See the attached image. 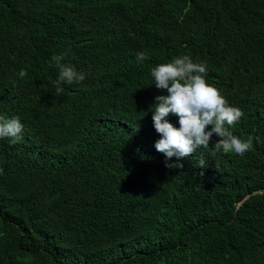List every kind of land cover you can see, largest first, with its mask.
Instances as JSON below:
<instances>
[{"label":"trees","instance_id":"obj_1","mask_svg":"<svg viewBox=\"0 0 264 264\" xmlns=\"http://www.w3.org/2000/svg\"><path fill=\"white\" fill-rule=\"evenodd\" d=\"M54 55L85 75L59 94ZM184 55L244 155L165 167L151 70ZM0 116V264H264V0H0Z\"/></svg>","mask_w":264,"mask_h":264},{"label":"clouds","instance_id":"obj_2","mask_svg":"<svg viewBox=\"0 0 264 264\" xmlns=\"http://www.w3.org/2000/svg\"><path fill=\"white\" fill-rule=\"evenodd\" d=\"M64 58V55H54L49 62L50 66L58 69L57 94L63 91L62 84L85 79L84 73L62 63ZM136 59L143 62L149 57L141 51L136 54ZM18 75L24 78L27 72L21 69ZM206 75V64L193 62L187 55L174 57L151 70L155 87L167 93L155 97L152 111L153 126L160 136L154 147L164 154L167 168H175L177 164L182 167L179 163L182 158L196 153L198 149H207L214 134L219 137L213 144L218 152L242 156L253 147V138L243 140L228 130L244 114L238 107L231 106L215 85L206 81ZM170 114L178 117L179 127L167 119ZM23 131L24 125L19 117L0 116V139L9 138L15 144L23 138ZM173 157L177 162L170 163ZM199 164L203 166L204 161H199ZM2 172L0 169V174Z\"/></svg>","mask_w":264,"mask_h":264}]
</instances>
